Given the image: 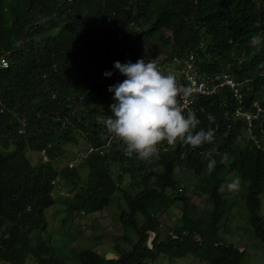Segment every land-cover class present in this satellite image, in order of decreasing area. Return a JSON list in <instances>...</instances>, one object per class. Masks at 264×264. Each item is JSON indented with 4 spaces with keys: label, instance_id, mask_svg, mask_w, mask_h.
Masks as SVG:
<instances>
[{
    "label": "trees",
    "instance_id": "1",
    "mask_svg": "<svg viewBox=\"0 0 264 264\" xmlns=\"http://www.w3.org/2000/svg\"><path fill=\"white\" fill-rule=\"evenodd\" d=\"M254 35L264 36V0H0V61H7L0 68V264H62L46 236L53 181L70 194L61 199L69 218L102 211L116 193L125 203L118 223L129 249L114 243L117 257L109 259L83 249L78 264H153L158 255L243 264L245 251L219 235L231 207L220 191L229 174L245 186L247 221L264 246V42L251 45ZM137 49L149 50L139 57L163 61L193 52L204 77L233 76L240 104L224 88L197 97L184 113L200 119L197 130H214L212 142L195 148L162 142L151 162L125 155L104 125L112 115L107 89L118 72L114 61L126 53L137 58ZM238 109L253 116L249 127L235 116ZM79 143L84 155L73 167H58L66 146ZM41 150L31 164L27 153ZM207 153L215 160L211 172ZM177 167L190 170L195 194L209 199L204 221L190 213ZM178 201L181 223L165 227L160 215Z\"/></svg>",
    "mask_w": 264,
    "mask_h": 264
},
{
    "label": "rangeland",
    "instance_id": "2",
    "mask_svg": "<svg viewBox=\"0 0 264 264\" xmlns=\"http://www.w3.org/2000/svg\"><path fill=\"white\" fill-rule=\"evenodd\" d=\"M138 33V30L136 31ZM131 41H129V44ZM144 49H137L135 56L148 55ZM162 57L159 55L157 58ZM159 147V145H158ZM85 147L81 143L74 146H66V154L56 163L58 167L76 164V160L83 156ZM28 159L31 164H36L39 160V154L28 152ZM114 173L118 172L117 167L112 168ZM175 178L179 181V188L184 195L189 198V210L195 219L204 221L207 214L211 211V203L205 196L199 197L194 192L195 179L192 172L188 169L177 167L175 169ZM237 177L235 174H229L221 182L220 188L222 196L227 198L231 205L225 218L220 221L219 235L225 243H231L240 250L245 251L243 264H264V246L258 239L254 238L252 229L247 221V213L243 204L242 195L245 193V186L239 179V187L229 191L227 184ZM170 194L171 191L168 190ZM56 203L46 210L47 229L46 236L49 237V243L55 247L54 256L62 260V264H78L76 255L80 250L91 248L94 251L104 254L106 259L117 257L112 253L114 243L119 244L122 250H128L130 245L120 237L123 236L124 229L119 226L118 216L121 209H124L125 203L120 199L118 193L112 197V202L102 211L80 212L79 215L67 217L64 211V205L61 198L53 193ZM261 206L259 215L264 220V194L260 196ZM180 201L173 204L169 209L160 215L161 224L165 227H173L181 223ZM141 216H137V221H142ZM127 231V230H126ZM130 239H134L131 231L128 233ZM163 235H160L162 239ZM26 264H31L27 262ZM153 264H203L195 262L192 259H182L169 261L164 255H158Z\"/></svg>",
    "mask_w": 264,
    "mask_h": 264
},
{
    "label": "clouds",
    "instance_id": "3",
    "mask_svg": "<svg viewBox=\"0 0 264 264\" xmlns=\"http://www.w3.org/2000/svg\"><path fill=\"white\" fill-rule=\"evenodd\" d=\"M264 36L254 35L250 44L259 48ZM113 67L125 77L110 85L113 103L109 105L112 115L106 116L104 125L108 133L122 142L125 155L136 156L142 161L151 162L157 158L158 145L165 142L174 145L180 141L193 148L212 142L214 130L198 128L201 121L194 112L185 115L178 102V96L190 95V89L178 85L172 73L164 74L153 60L144 58L135 62L114 61ZM112 71H105L108 78ZM208 120L215 117L209 113ZM207 169L211 172L215 165L211 154ZM239 187V177L227 184L229 191Z\"/></svg>",
    "mask_w": 264,
    "mask_h": 264
},
{
    "label": "built area",
    "instance_id": "4",
    "mask_svg": "<svg viewBox=\"0 0 264 264\" xmlns=\"http://www.w3.org/2000/svg\"><path fill=\"white\" fill-rule=\"evenodd\" d=\"M118 41H121L122 35L118 34ZM142 57H131L129 53L124 55V59L121 63L127 61L135 62L137 59ZM153 60L160 71L164 74L172 73L176 77L177 83L179 86L190 89V95L188 96H178V102L182 111L185 113L195 102L197 97H208L215 95L221 89H229L234 97L237 100V103L240 104L242 101V95L239 91L238 84L233 78V76L227 72H219L213 76L204 77L200 74L196 66V56L193 52L185 53L181 56H174L169 61H163L161 58L150 59ZM147 62L148 60L145 59ZM7 61L4 59L0 61V68H6ZM123 77L118 72L114 75L111 85L122 81ZM235 116H241L247 123V126H250L251 119L253 116L246 112H241L239 109L236 110ZM40 156H44V151L41 150L39 153ZM72 167V164H69ZM54 187L53 193H56L57 196L61 199H66L70 197L68 191L63 188H59V185L56 181L52 182ZM152 234L150 235L151 239Z\"/></svg>",
    "mask_w": 264,
    "mask_h": 264
}]
</instances>
